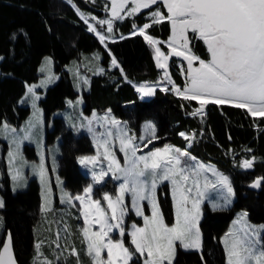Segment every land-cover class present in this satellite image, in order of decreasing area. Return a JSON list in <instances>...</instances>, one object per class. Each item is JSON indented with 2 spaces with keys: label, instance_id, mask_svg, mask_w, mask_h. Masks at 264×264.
Returning a JSON list of instances; mask_svg holds the SVG:
<instances>
[{
  "label": "trees",
  "instance_id": "16d2710c",
  "mask_svg": "<svg viewBox=\"0 0 264 264\" xmlns=\"http://www.w3.org/2000/svg\"><path fill=\"white\" fill-rule=\"evenodd\" d=\"M74 2L83 12L97 16L100 20L99 28L105 30L106 25L101 23L109 15L105 0ZM155 7L143 9L134 17L117 22L116 32L121 34V38L107 43L128 82L120 67L113 64L109 52L65 1L0 0V125L7 122L17 126L30 115L31 108L22 104L21 99L26 93L27 83L39 79L43 59L50 55L54 59L59 79L47 89L41 99V106L46 121L54 122V129L47 132V142H54L63 122V118L56 116V113L63 112L70 104L69 100L80 95L76 69L80 63L86 64L93 60V63L101 67V71L89 73V84L83 90L86 113L110 109L135 132L140 130L145 120L151 119L156 123L158 136L162 140L181 147L186 146L188 139L179 133L196 132L199 138L195 139L189 149L191 153L215 163L231 175L236 195L232 207L212 209L205 206V216L201 222L203 255L178 249L174 262L224 264L226 254L219 239L236 213L247 211L252 222L264 224V180L259 188L252 186L255 179L264 178V117L253 116L246 108L236 107L232 103L207 104L206 113L202 117L194 116L191 113L200 107L199 101L184 99L172 91L171 86L168 87L169 91H164L163 87L157 88L153 98L148 101L140 99L132 83L154 84L162 78V71L157 67L149 43L144 35L135 32L137 26L148 22L147 15ZM163 11L166 13V9ZM171 29V22L165 21L150 28L149 32L167 40ZM192 50L200 57L209 58L207 45L201 39L192 42ZM93 55H97V58L92 59ZM178 62L173 60L171 71L175 82L184 86L185 77ZM185 69L188 73L186 65ZM75 137L77 140L72 142V147L64 146L61 153V159L65 162L61 172L66 185L80 190L86 178L74 158L80 153L91 151V147L83 137ZM3 146L5 148L6 145ZM252 157H258L259 160L254 161L252 168L242 169L244 161ZM68 161H74L75 164H68ZM0 165L5 170L4 161H0ZM7 176L4 175L0 182L4 197L1 213L5 227L13 234L19 263L35 264L40 186L31 181L28 188L14 192ZM75 179L76 185L69 184Z\"/></svg>",
  "mask_w": 264,
  "mask_h": 264
},
{
  "label": "snow or ice",
  "instance_id": "6c2138e0",
  "mask_svg": "<svg viewBox=\"0 0 264 264\" xmlns=\"http://www.w3.org/2000/svg\"><path fill=\"white\" fill-rule=\"evenodd\" d=\"M112 2V16L118 17L120 11L128 0H121L119 9L117 0ZM133 7L128 15H134L142 8H150L157 3V0H132ZM169 15L165 16L160 11L151 12L153 23H160L167 19L171 22L172 35L167 42L176 56H183L188 61V76L190 84L181 90L174 87L177 95L186 100L199 101L200 107L192 115H202L205 105L208 103L226 104L234 103L236 107L246 108L253 116L264 117V0H162ZM83 15V14H82ZM104 23V21H101ZM109 33L112 32V21H107ZM151 27L150 24H144L139 33L151 45H158L160 41L151 36L145 35V30ZM91 31H96L91 28ZM191 31L198 34L208 48L211 59L205 61L191 53L187 33ZM136 33L134 32L133 35ZM101 42L105 36L97 33ZM176 47H173V45ZM183 49L181 51L180 49ZM156 62L157 66L167 69V64L162 63L161 59L167 60L168 57L161 53L157 47ZM199 61V67H193L194 61ZM113 60V64H115ZM122 71V70H121ZM163 79L170 80L169 73L165 70ZM164 91H169L164 88ZM33 91V88H29ZM137 91L144 97L152 96L155 86L142 84ZM215 98V99H209ZM110 111V110H109ZM107 119V116L105 117ZM113 125L119 127L120 122L112 119ZM91 123V121H89ZM146 129H151L153 138H155V126L149 121L145 123ZM8 126L5 124L2 132H7ZM15 131V130H11ZM89 131H92L89 128ZM185 139H190L185 133H179ZM104 135V134H102ZM107 136H111L109 131ZM193 134L192 138H194ZM30 133H26L23 138L13 139L19 150L23 139H29ZM134 136L127 135L121 131L120 150L124 152L127 165L121 167L120 161L109 150L110 141L103 142L97 140V149L103 146V155L109 163L107 171L101 169L99 175L93 172V179L100 183L105 176L111 173L115 179L123 182L120 184L119 195L113 201L112 197L105 195L104 199L108 201V208L111 210L110 216L100 207L99 200H90L85 209V220L89 224H99L100 230L89 232V228L83 229L84 237L88 241L87 251L93 255L96 264H127L131 257L128 248L124 246V241L115 240L109 236L114 229L119 230V235L123 236L125 229L122 226L126 206L124 204V193L132 194V208L136 215L143 216L140 202L145 199L152 201L151 218L143 216L144 226L136 227L130 234L131 242L135 245V251L141 254L147 252L150 260L147 264H172L174 256V242L181 241L184 248L201 247V233L198 227L199 204L204 195L200 187V173L202 171H212L217 177L216 184L226 188L229 194L234 195L231 183L228 177L215 171L210 166L203 164L190 165L188 161L183 160L189 156L187 151L181 153L180 149L172 146H165L163 149H157L147 155L137 156L138 145L134 142ZM151 143V140H148ZM175 153V155H173ZM13 156L12 153L9 154ZM100 155L79 158L82 165H95ZM194 159V158H193ZM243 167H252V161H244ZM44 167L40 165V176L44 178ZM119 173V175H116ZM170 180L173 185V197L176 199V217L175 223L169 227L164 223L163 215L158 210V204L155 200V192L158 182ZM264 178H257L253 187H260ZM189 181L191 184L189 185ZM216 184L211 185L213 188ZM209 182L205 177L204 187L207 188ZM195 191V198L191 199V211L187 208L190 196ZM92 186L89 185L84 190L85 195L72 197L65 194L68 201L73 199L85 203V196H90ZM177 193L179 196L177 198ZM3 201H0V207ZM91 206L97 214L92 221H88L87 207ZM242 218L247 213L240 214ZM109 220L115 221L110 223ZM264 228V226H261ZM107 241L105 242V238ZM228 237H231V243L228 244ZM11 235L8 236V242L4 245V252L9 254L7 264H15L14 258L10 255ZM37 247H39L37 245ZM227 264H264V240L261 239L256 228L247 226L239 231V234L229 233L226 236ZM107 250V261L100 259L101 251ZM71 254H76L75 249ZM0 264H6L3 257H0ZM47 264V262H46Z\"/></svg>",
  "mask_w": 264,
  "mask_h": 264
},
{
  "label": "rangeland",
  "instance_id": "374dc122",
  "mask_svg": "<svg viewBox=\"0 0 264 264\" xmlns=\"http://www.w3.org/2000/svg\"><path fill=\"white\" fill-rule=\"evenodd\" d=\"M105 1V7L109 11V15L104 18V24L106 25L105 30H101L99 28L98 23L100 22V20L97 16L93 15L92 13L84 14H86L89 17L90 21L95 24V26L99 29L100 34L105 36V40L101 42L99 36L95 32H89L93 34L95 33L96 36H94L98 39L102 46L108 49L107 43L109 41L121 38V34L116 32V23L123 22L128 17H134L137 13L142 11L143 8L139 12H136L134 15H128L129 10L134 6L132 0H128V2L124 5L123 10L120 11L119 16L113 17L112 2L111 0ZM120 3L121 0H117L118 9ZM151 6H156L155 9H153L151 12H155L158 10L165 16L169 15L165 5L162 3V0H157V3ZM164 9H166V13L163 11ZM150 13L147 15V24H150L151 27L145 30V35L151 36L155 40L160 41V43L155 46L156 48L158 47L161 53H163L164 56L167 57L168 50L171 49L167 43L169 39L163 40L162 38L155 36L149 32L150 28L161 25L165 21H162L160 23H153V17L150 15ZM109 20L112 21L111 33L107 31V21ZM86 25L88 27V30L91 29L89 28L88 24ZM142 26H137L135 32L139 33V29ZM171 35L172 29L170 36ZM187 38L189 42V47L191 49L190 54H194V51L192 50V42L200 38L198 37V34H194L191 31L187 33ZM173 47H176V45L174 44ZM180 50L183 49L181 48ZM94 57L97 58V55H93L91 58L93 59ZM199 58L208 61L211 59V56L209 53V58ZM113 60L114 59L112 58V61ZM161 61L167 64V69L165 70L169 73L170 80L173 83H170L169 80L163 79V75L165 72L164 70L162 72V78L159 82L147 85L163 88H168L170 86L172 88L177 87L175 78L172 75L171 65L169 66L167 60L165 61L163 60V58L161 59ZM90 63H80V66L76 69V73L74 72L75 75L79 76H76V82L79 85L78 89L80 91V95L74 100H69L71 102L67 105V108L63 112L59 111L56 113V116H61L63 118V122L61 123L62 128L59 131V136L54 140V142H47V132L48 130L54 129V122L53 120L46 121L45 113L41 106V99L46 95L47 89L54 83H56V81L59 79V76L55 69L54 59L50 55L45 56V58L43 59L40 68L39 79L37 81L27 83L26 93L21 99L22 104H26L31 108L30 115L27 117V119H25L17 126L11 125L7 122H3L0 125V129H3V126L5 124L8 126L9 129L7 132L0 131V161H4L5 163V170L0 165V182L4 179V175H8L7 177L9 178L11 188L14 192H18L28 188L31 181L34 182L36 185L39 184L40 186L41 201L38 207L40 213H38L39 220L37 224V245L39 247L36 246L37 250L35 264H46V262L47 264H96L93 259L94 254H88V241L84 237L83 229L89 228V232L91 233L99 231L100 225L95 223L89 224L85 220L84 213L86 205L88 204L89 199L93 201L99 200L100 207L103 208L105 212L108 213V215L110 216L111 210L108 208V201L104 199V196H110L112 197L113 201H115L116 197L119 195L120 184L123 182L122 178L120 180H117L111 173H109L108 176H105L100 183H97L93 179L92 173L95 172L97 173V175H99L101 169L107 171V166L109 163L108 159L103 155V146H101L99 150L97 149V140L101 142H103L104 140H109V150L115 155V158L120 161L121 167H125L127 165V160L124 152L120 150L119 137L121 131L126 132L127 135L134 136L136 138L134 142L138 145L137 156L147 155L157 149H163L165 146H172L174 148L180 149L181 153L185 151L189 153V156H185L182 159L188 161L190 165L203 164L205 166H210L211 168L215 169L216 172L228 177L234 195L229 194L226 188H223L220 185L216 184L217 177L212 174V171H202L200 173V187L201 191L204 192V195L201 198L199 204L200 215L198 220V227L200 229L202 241L201 247L199 249H186L182 246L183 242L175 241V251L172 259V264H174L175 262V259L178 254V249H182L187 252H199V255H203L204 237L202 233L201 222L205 216V208L211 207L212 209H227L232 207L235 202L236 195L231 175L223 171V169H221L215 163L207 162L191 153L189 148H192L195 139L199 138L196 132H183L186 134V136L190 137V139H188V142L185 147H181L172 142L162 140L163 138L158 136V128L156 126V123L151 119L145 120L141 124L140 130L138 132H135L132 131L126 121L116 117L110 109V111L100 109L90 111L89 114L86 113L84 109L85 99L83 95V90L85 88L87 89V85L89 84V73L91 71L95 73L101 71V67L98 66L95 62L93 63V60H91ZM117 63L116 64L119 65L120 69L122 70L118 61ZM178 64L183 72V76L185 77L184 86H182V89H184L190 84V79L188 73L185 72V65L180 61L178 62ZM197 65L199 66V61L197 62ZM69 69L71 70L72 67L69 66ZM121 72L125 76L123 70ZM80 73L81 75H79ZM125 79L126 81L128 80L126 76ZM29 88H33V91L30 92ZM205 113L206 110L203 111V114L200 116L202 117ZM106 116L107 119H105ZM112 119H115L120 122L119 127L113 125L110 122ZM89 121H91V123H89ZM149 121L155 126V138H153L151 129L145 128V123ZM89 128H91L92 131H89ZM11 130L15 131L13 132ZM109 131L112 133L110 137L106 135V133ZM26 133H30V138L23 139V142L19 146V150H17V146L15 143H13V139L15 138L19 140L23 138ZM193 134H195L194 138H192ZM202 134H200V136H202ZM75 136H81L83 137V139H86L89 146L91 147V151L82 154L80 153L74 158L75 162L78 164L79 170L86 178V182H84L85 184H82V189L80 190H75L70 186L66 185V179L63 180L64 177L61 172L62 167L65 166L64 160L61 159V153L64 150V146L67 147L70 145L72 147V142L77 140L75 139ZM148 140H151V143H148ZM4 144L6 145L5 148L3 146ZM27 145L33 146L34 148L30 146L26 148ZM98 151L100 155L98 156L95 165H82L79 163L80 157L97 156ZM10 153H12L13 156L10 157ZM173 155H175V153H173ZM254 159L255 160H253V157L252 159H248L252 161V166L254 161L259 160L258 157H254ZM69 162L70 161H68V164ZM75 162L71 161L70 163L71 165H74ZM41 164H43L45 170L43 180L40 176ZM241 168L244 170H248L252 167L245 168L242 164ZM116 175H119V173H116ZM205 177H207V180L209 182V186L207 188L204 187ZM76 180L77 179H75L73 182H70L69 184L72 183V185H76ZM190 184L191 181H189V185ZM213 184H216L215 188L211 186ZM89 185L92 186V192L90 196H85V203L82 204L80 201L75 199L68 201L65 194H70L72 197H75L77 195H85L84 190ZM79 188H81V186ZM178 196L179 193H177V198ZM189 196L190 199L189 203L187 204V208L189 209V211H191V199L195 198V191L189 194ZM155 200L158 204L159 212L163 215L164 223L169 227H172L175 223L176 217V199H174L173 197V185L170 180L158 182L155 192ZM0 201H3L4 205V197L2 195L1 190ZM124 204L126 206L125 215L123 217L122 223V226L125 229L124 235L120 236L119 230L114 229L112 232L109 233V236L112 238L113 241L121 239L124 241V246L128 248L129 253H131V257L130 259H128L127 264H147V262L150 260V257H148L147 252L141 254L135 251V245H133L131 242L130 234L133 230V225H135L136 227L144 226L143 216H148L149 218H151L152 201L151 199H145L140 202V207L143 212V216L136 215L135 209L132 208V194L130 192L124 193ZM2 207H0V245H3L4 238L7 233L4 218L1 213ZM87 211L89 214L88 221H92L97 214L94 212L91 206L87 207ZM244 212L247 213V216L242 218L240 214ZM109 222L115 223V221L111 220H109ZM247 226L256 228L259 232L261 239L263 240L264 228H261V226H264V224L252 222L249 219L247 211H238L233 217V219L230 221L225 233L219 239L223 247V252L224 254H226L224 264H227L226 236H228L229 233H236L238 235L239 231ZM44 232H46L47 234ZM106 241L107 237L105 238V242ZM227 243H231V237H228ZM73 249H75L76 254H71ZM209 252L210 254H214L213 251ZM100 259L105 262L107 261L108 256L106 249L101 251ZM118 264H122V262L118 261ZM165 264H167V261L165 262Z\"/></svg>",
  "mask_w": 264,
  "mask_h": 264
},
{
  "label": "water",
  "instance_id": "95a60500",
  "mask_svg": "<svg viewBox=\"0 0 264 264\" xmlns=\"http://www.w3.org/2000/svg\"><path fill=\"white\" fill-rule=\"evenodd\" d=\"M68 5H70L75 11H76V13H77V15L79 16V18L82 20V21H84L86 24H88V22L83 18V16L81 15V9L77 6V4L72 0H64ZM82 13H84L83 11H82ZM164 21V20H163ZM88 26H89V24H88ZM90 28V27H89ZM88 31H90L91 32V30L89 29ZM94 35L96 36V34L94 33ZM147 41V40H146ZM150 45V48H151V50H152V53H153V57H154V59H155V62H156V51H155V49H156V46L155 45H151V44H149ZM105 49L109 52V54L111 55V57L115 60V62L117 63V60H116V58L112 55V53L105 47ZM181 51H183V50H181ZM167 57H168V59H167V62H168V64H171V62L173 61V59H178V60H181L182 62H184L185 64H186V67H187V70H188V61L183 57V56H176V55H174L173 53H172V49H169V51H168V54H167ZM162 62V61H161ZM163 63V62H162ZM118 64V63H117ZM156 64H157V62H156ZM158 67V66H157ZM193 67H199L198 65H197V61H194L193 62ZM158 69L159 70H163L162 68H160V67H158ZM206 110V108L204 107V109H203V111H205ZM253 160H255L254 158H253ZM254 183V182H253ZM256 188H259V187H256ZM9 235H11V240H12V243H11V249H10V255H11V257L12 258H14V260H15V264H20L19 263V261H18V258H17V254H16V249H15V243H14V238H13V234H12V232H11V230H7V233H6V236H5V238H4V242H3V245L1 246V249H0V257H3L4 258V260H5V262H6V264H7V261H8V259H9V254H7V253H5L4 252V245L5 244H7V242H8V236Z\"/></svg>",
  "mask_w": 264,
  "mask_h": 264
},
{
  "label": "bare ground",
  "instance_id": "6f19581e",
  "mask_svg": "<svg viewBox=\"0 0 264 264\" xmlns=\"http://www.w3.org/2000/svg\"><path fill=\"white\" fill-rule=\"evenodd\" d=\"M71 1H72V0H71ZM82 14H83V15H82ZM81 15H82L83 18L88 22L90 28H95V29H96V31H95L96 34H97V33H100L99 29L95 26V24H94L92 21H90L89 17H88L86 14L82 13V11H81ZM93 32H94V31H93ZM100 35H102V34H100ZM135 84H136V83H135ZM183 132H185V131H183Z\"/></svg>",
  "mask_w": 264,
  "mask_h": 264
},
{
  "label": "crops",
  "instance_id": "0c3cea01",
  "mask_svg": "<svg viewBox=\"0 0 264 264\" xmlns=\"http://www.w3.org/2000/svg\"><path fill=\"white\" fill-rule=\"evenodd\" d=\"M142 84H146V83H142ZM142 84H141V85H142ZM141 85H140V86H141ZM153 96H154V94H153L152 96H149V99H150V98H153Z\"/></svg>",
  "mask_w": 264,
  "mask_h": 264
},
{
  "label": "flooded vegetation",
  "instance_id": "af4514ba",
  "mask_svg": "<svg viewBox=\"0 0 264 264\" xmlns=\"http://www.w3.org/2000/svg\"><path fill=\"white\" fill-rule=\"evenodd\" d=\"M198 57H200L199 55H197Z\"/></svg>",
  "mask_w": 264,
  "mask_h": 264
}]
</instances>
